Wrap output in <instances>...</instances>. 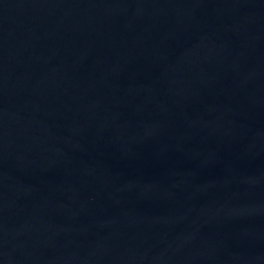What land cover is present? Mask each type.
<instances>
[{
    "label": "water",
    "instance_id": "water-1",
    "mask_svg": "<svg viewBox=\"0 0 264 264\" xmlns=\"http://www.w3.org/2000/svg\"><path fill=\"white\" fill-rule=\"evenodd\" d=\"M0 264H264V0H0Z\"/></svg>",
    "mask_w": 264,
    "mask_h": 264
}]
</instances>
